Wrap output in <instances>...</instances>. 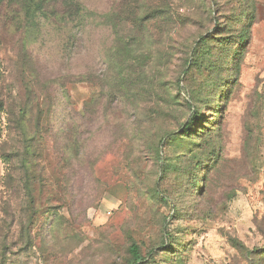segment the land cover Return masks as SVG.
<instances>
[{
  "label": "rangeland",
  "instance_id": "374dc122",
  "mask_svg": "<svg viewBox=\"0 0 264 264\" xmlns=\"http://www.w3.org/2000/svg\"><path fill=\"white\" fill-rule=\"evenodd\" d=\"M36 4L0 0V264H264V0Z\"/></svg>",
  "mask_w": 264,
  "mask_h": 264
},
{
  "label": "trees",
  "instance_id": "16d2710c",
  "mask_svg": "<svg viewBox=\"0 0 264 264\" xmlns=\"http://www.w3.org/2000/svg\"><path fill=\"white\" fill-rule=\"evenodd\" d=\"M26 1H29V2H33V3H37V7H40L42 5V3H48V2H51V1H54V0H26ZM41 3V4H39ZM86 21V15H83V11L82 10H79L78 13H75V15H66L64 17V23H68V24H71V23H76V22H79L81 25L84 24ZM250 28V27H249ZM220 102H221V96L218 97L216 99V101L213 103V104H216L217 107H220ZM191 108L189 109L191 111V114L192 116L189 118V120L187 121V123L184 124L183 126V130H182V133L179 134V135H171L170 138H169V142L170 143H173V141H177V140H183L185 138H188V139H191L193 138L192 136L195 135V136H198V135H203L205 130H208L207 129V125H208V121L205 122V125H203V127L199 130V134L197 135L196 132L198 131H195V127H196V124L197 122L199 121V115L198 113H194V106H190ZM0 108H2V104L0 105ZM0 110H3V109H0ZM1 114V112H0ZM28 117L27 113L26 114H22L20 117H19V120L20 122H22V125L24 127V130H25V119ZM10 120V119H8ZM0 133H1V129H0ZM159 157H161V155H159ZM198 162H201V160H198ZM161 168H162V172L164 175H166L167 172H169L170 170V167L166 166L165 163L162 162V165H161ZM31 167L29 165V163H26L25 164V170H26V174L29 173ZM31 196V199L32 201H34V196L33 194L30 195ZM231 243L233 244V246L240 252H245L246 249L244 247V244L242 242H240L239 240L237 239H231ZM248 252V251H247ZM250 252V251H249ZM129 254H130V259H129V263L128 264H145V259L144 257L142 256V253L140 251V248L135 244L133 243L131 245V247L129 248ZM146 264H149V263H146Z\"/></svg>",
  "mask_w": 264,
  "mask_h": 264
}]
</instances>
